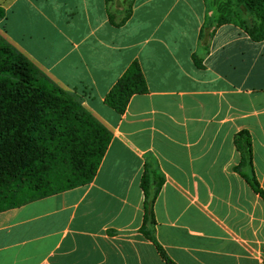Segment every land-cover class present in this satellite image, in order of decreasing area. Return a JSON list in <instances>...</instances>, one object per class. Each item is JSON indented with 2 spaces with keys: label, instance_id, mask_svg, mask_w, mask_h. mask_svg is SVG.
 <instances>
[{
  "label": "crops",
  "instance_id": "obj_1",
  "mask_svg": "<svg viewBox=\"0 0 264 264\" xmlns=\"http://www.w3.org/2000/svg\"><path fill=\"white\" fill-rule=\"evenodd\" d=\"M0 9V36L112 134L92 182L0 212V264H169L141 232L146 169L164 180L149 228L172 262L264 264V200L236 170L247 130L264 190V40L242 27L243 6L134 0L121 27L107 0ZM134 61L148 92L121 115L105 98Z\"/></svg>",
  "mask_w": 264,
  "mask_h": 264
},
{
  "label": "trees",
  "instance_id": "obj_2",
  "mask_svg": "<svg viewBox=\"0 0 264 264\" xmlns=\"http://www.w3.org/2000/svg\"><path fill=\"white\" fill-rule=\"evenodd\" d=\"M114 2L107 0L109 21L121 27L132 16L134 0H120L122 9H114ZM236 2L252 16L242 27L254 41L264 40V0ZM3 17L0 9V19ZM147 92L142 68L134 61L107 94L105 103L123 115L134 95ZM111 139V132L84 107L79 96L61 88L0 36V212L92 182ZM234 141L240 153L236 170L264 200L254 171L250 132L240 131ZM163 183L156 172L145 170L141 232L169 264H175L149 228L156 223L153 205Z\"/></svg>",
  "mask_w": 264,
  "mask_h": 264
}]
</instances>
